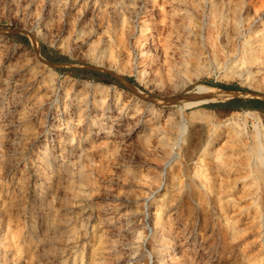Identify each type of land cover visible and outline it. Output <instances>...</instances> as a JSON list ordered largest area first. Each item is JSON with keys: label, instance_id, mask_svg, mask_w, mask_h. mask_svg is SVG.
I'll use <instances>...</instances> for the list:
<instances>
[{"label": "rangeland", "instance_id": "1", "mask_svg": "<svg viewBox=\"0 0 264 264\" xmlns=\"http://www.w3.org/2000/svg\"><path fill=\"white\" fill-rule=\"evenodd\" d=\"M52 1L0 0V84L1 78L11 76L8 73L11 71L17 72L12 73L13 83L26 81L28 72L25 67L38 68L41 80L45 81L41 82L42 87L39 88H42V103L29 102L33 100L28 101L29 96L23 97L25 102H21L22 99L17 96L19 91L27 95L31 90L29 87L20 89L14 96L11 92L7 93L9 96L0 94V264H264V252L263 259L258 253L259 243L264 241V223L259 235V228L243 213L246 210L227 208L226 213L229 211L231 217L236 219L230 231L229 221L225 222L220 215L213 196L220 183L215 155L222 151L221 156L228 157L232 162L228 164L233 170L230 174L238 173L240 169L235 162L237 155L233 147L243 148L253 142L256 127H264V106L222 108L207 105L233 96L240 97L244 104L257 100V97L249 95H264V73L252 66V74L244 78L245 75L239 74L237 67H226L225 63L230 58L220 51L216 56L206 50L198 57L193 56L190 49L197 45L198 39L191 31L188 46L178 45L170 53L171 64L160 58L147 63V72L143 74V79H138L131 70L134 59L128 58V52L120 50L117 43L104 45L100 42L97 51L90 54L86 45L72 40L71 30L83 25L87 27L95 21L98 0ZM248 1L251 7L248 8L249 14L264 15V0ZM158 3L159 0H110L108 18H113L108 22L117 18L119 23L123 17L131 15L135 19V29L142 16L145 18L158 12ZM66 26H70V29ZM155 33L154 30V38ZM97 37L98 34H95L91 39ZM184 48L189 49L186 62H183L181 55ZM22 49L28 54L20 56L19 50ZM134 54L139 60L135 49ZM58 58L64 60H56ZM100 59L104 64L99 62ZM109 62L111 66L106 65ZM140 64L136 70L141 68ZM114 75L119 76L121 81ZM71 77L90 84L107 85L114 93L122 91L124 94L118 101L115 98L110 101L114 108L105 111L99 118L101 123L92 126L90 131L85 128L75 130L71 120H66L68 114L55 105L56 101L49 107L55 116L49 117L50 120L44 114L49 103L46 104V99L50 96L47 88L49 82L46 81L56 78L67 83ZM208 81L236 83L243 89L217 90L220 96L213 97L212 100H218L214 102L201 101L189 105L185 104L187 101L184 99L171 100L179 94L193 93L197 83L212 86ZM64 90L61 89L59 93ZM142 96L157 108L156 115L150 111L146 115L134 111L135 106L139 105L135 101ZM26 109H30V112ZM40 109L45 111L41 112ZM169 109L172 113L167 112ZM194 111L204 115L193 116ZM94 112L97 111L89 110L88 117ZM114 114L119 118H115L117 123L109 127ZM63 120H66V124ZM223 122L228 123L223 124L222 127L226 128L223 133L240 128L244 134L243 140L234 134L230 137L234 142L229 140L231 146L227 144L222 150L219 148L222 139L218 138L209 143L208 151H205L209 138L206 137L215 125ZM179 123L184 124L190 133L187 140H180L178 133L182 125ZM54 125H60V130L55 129ZM128 127V140L116 142V131ZM45 128L58 134L52 140L47 139L50 142L48 153L43 148ZM59 135L63 141H58ZM174 149L178 154L171 163H167ZM53 155L55 164L51 161ZM243 171L239 174H243ZM204 174L209 178V184L213 183L212 190L206 189ZM154 204L160 209L156 216ZM155 218L159 221L157 226L153 225ZM161 222L171 228H160ZM250 222L255 228L249 226ZM260 236L262 240H259Z\"/></svg>", "mask_w": 264, "mask_h": 264}, {"label": "bare ground", "instance_id": "2", "mask_svg": "<svg viewBox=\"0 0 264 264\" xmlns=\"http://www.w3.org/2000/svg\"><path fill=\"white\" fill-rule=\"evenodd\" d=\"M55 1L56 0H53L52 2L55 3ZM152 1H154V0H152ZM47 2L49 3V1H47ZM109 2H110V0H98L99 9H98L97 15L95 17V21L93 20V22L90 23L89 26H87V27H85L83 25L81 28H79L77 30H71L70 31L71 32L70 33L71 38L74 41L78 40L80 45L81 44L86 45L87 46L86 50L90 54H94L95 51H97L98 44L100 42H101V44H104V45H112L114 43H117V46L119 47L120 50L128 52V58L134 59V62H132V64H131V70L135 73V75L138 79H143V77H142L143 74L145 72H147L146 68H145V64H147V63H152L153 61H157L160 58V59H163L164 61L166 60L168 65L171 64V61L169 58L170 53L172 51H174L178 47V45L179 46L182 45L185 47L188 46L189 42L187 39H188V34H190L191 31L195 32L197 39H198L197 45L194 48L190 49V53L193 56L198 57L205 50L207 52L211 53L213 56H216L218 54V52L220 51L223 54H228V56L230 58V60L228 62H226V60H224V62H226L225 63L226 67H229V68H231L232 66L237 67L239 74L245 75L244 78L246 76L252 74L250 71V67H252V66H255L256 68L255 67L254 68L258 72L264 73V15L249 14L248 8L250 7V2L248 0H159V3H158L159 7L157 8L158 12L151 15V16L146 15L145 18H144V16H142L141 19L138 20L136 23V28H135L136 30L133 28V26H134L133 22H135V19L130 17L131 15H129L127 17H123L119 23H118L117 18L112 19L111 23L108 22L110 18H113V17L108 18L110 16L109 10H108V3ZM48 3H46V4L48 5ZM71 4H73V3H71ZM58 5H59V3H58ZM66 5H67V3H66ZM147 6H150V5H147ZM51 7H53V6H51ZM80 7H81V5H80ZM83 7H84V5H83ZM86 8H88V7H86ZM89 8H92V7L90 6ZM140 8H141V6H140ZM57 9H59V8H56V10ZM67 9H70V8H67ZM93 10L95 11V9H93ZM70 11H72V10H70ZM77 11H80V9ZM87 11L85 13H87ZM73 12H72V14H73ZM64 15H65V13H64ZM81 15H83V14L81 13ZM65 17H66V15H65ZM68 17H70V16L68 15ZM62 20H64V18ZM60 22H61V20H60ZM70 24L71 23H69V25ZM68 27L70 29V26H68ZM154 30L156 31L155 38L152 35V32ZM95 34L96 35L98 34V37L96 39H91V37H93ZM4 41H5V39H4ZM151 41H153V42H151ZM177 41H179V43H177ZM1 42L2 41H0V45H2ZM5 43L7 44V42H5ZM10 44L8 42V45H10ZM4 46H5V44H4ZM7 48H8V46H7ZM10 48H12V45H10ZM134 49L137 51V56H139L137 58H139V60H136V56L134 54ZM188 50H189L188 48L182 49L181 55L183 57L182 58L183 62L188 61V58L186 57V53L189 54ZM19 51H20L19 52L20 56H24V55L28 54L27 51H25L23 49L19 50ZM76 51H77V48H76ZM6 52L4 51L3 53H6ZM0 53H2V51ZM31 54H34V53H31ZM4 58H1V60ZM31 58L32 57H30V59ZM95 58H93V59H95ZM31 61H32V59H31ZM102 61L103 60L100 59L99 62L102 63ZM139 63H141L140 64L141 68L136 70V68H137L136 66ZM230 63H231V65L228 66V64H230ZM102 64H104V63H102ZM28 65H29V63H28ZM106 65L111 66L112 64L109 62ZM16 69L17 68L15 67L14 70H16ZM21 69H23V68H21ZM24 69L26 70V72H28V76L26 78V81L23 80L24 82L15 81V83H13L12 82L13 80L11 79L12 75L17 73V72H13V71L8 72V73H11V76H9L8 78H5V77H3V79L1 78L2 82L0 84V94L8 95L7 93L11 92V94L14 96V95L18 94L17 91H19L20 89H23L24 87H29V88H31V90L29 89L30 92L28 91L29 93L27 95H25V93H23L22 91H19L20 94H18L17 96L21 99L25 96L26 97L29 96V98H27L28 101L33 99L32 101H29V102L39 101V103H42L43 98H42L41 94H43V93L41 92L42 88L41 89H39V88L42 87V86H40L41 82L45 83V81L41 80V78H40V73H39L40 70L36 67L35 68L34 67H25ZM21 71H23V70H21ZM3 73H5V72H3ZM6 74H7V69H6ZM43 75L45 76V74H43ZM5 76H7V75H5ZM17 78H15V79H17ZM46 82H49L47 88L50 91V96L48 97V99H46L47 100L46 104H47V102H49V103L47 106L48 110L44 114L46 115V117L48 116V118L55 116L54 112L52 111V109H49V107H52L53 106L52 102L56 101L55 105L57 106V108L59 106L62 109V111H64L65 113L68 114L66 120H68V121L71 120V122H72L71 126L72 125L75 126V130H76V128H79V130L85 128L87 131H90V128H92V126L94 127L96 125H99L101 123V119H99L100 116L102 114H104L105 111H108V110L114 108V106H115V105L112 106L110 101H112V99H114V98L116 99V101H118L122 96H124V94L122 95V93H123L122 91H116L114 93V91L109 89V86H107V85H102V84L99 85L100 83L99 84H97V83H91L90 84L87 81L82 80L80 78L77 79V78L71 77L67 80V83L62 82L56 78H51L49 81H46ZM57 88H58V91H57ZM61 89H65V90L63 92L59 93V91ZM192 92L204 94V96H203V98L195 99L192 101H187V102H185V104H189V105L195 104V103L201 102V101L212 100L213 97L220 96L219 91L216 90V87L208 86V85H205L202 83L195 84ZM138 96H140V95H138ZM144 97L143 98L140 97L141 98L140 100H143L142 102L139 99H137L135 101V103L139 102V105L137 104L135 106L134 111H138V113L144 112L145 115H146L147 111H150L156 115L157 108L156 107L154 108V106L150 102H147L148 101V100H146L147 98L144 99ZM22 101L25 102V100H23V99L21 100V102ZM44 101H45V99H44ZM12 102H14V100H12ZM9 104H10V102H9ZM117 104H118V102H117ZM23 105H21V106H23ZM2 106H3V104H2ZM118 106H116V107L118 108ZM9 107L10 106H8V108ZM22 110H23V108H22ZM29 110H27V111L30 112ZM40 110H41V112H42V110L45 111L44 109H40ZM89 110L90 111H97V112H99V115H97V112H94L91 114V116L88 117ZM119 110H121V108ZM17 112H19V111H17ZM167 112L172 113V111L170 109ZM247 112L251 113L249 110ZM19 113H21V112H19ZM19 113H17V114H19ZM117 114H119V113H117ZM117 114L116 115L114 114L115 116L113 117V120L111 121V123H109V125H108L109 127L113 126L112 125L113 123H117V121H115V118H119V116ZM29 115H30V113H29ZM192 115L197 116V117H202L204 114H202L199 111H194L192 113ZM43 117H41V118H43ZM123 117H121V118H123ZM13 118H15V117H13ZM29 118H30V116H29ZM60 118H62V117H60ZM136 118H134V119H136ZM66 120H63L65 122V124H66ZM34 121H36V120H34ZM45 121H47V120L45 119ZM232 121H233L232 123L234 124L235 121L234 120H232ZM178 122H180V119ZM130 123H132V122H130ZM40 124L41 123H39L38 125L40 126ZM223 124H228V123L223 122L222 124L215 125V127L213 128L214 130L211 131L209 136L206 137V138H208V137L209 138L206 140L207 146L204 147L205 151H208L209 143L213 142L216 139L218 140V138L222 139L219 148L223 150L226 146L230 145V144H228L229 143L228 141L230 140V137L232 135L235 134V136L238 137L239 140L242 138V135H244L243 131L240 128L239 129L233 128V131L226 130L225 133H223L224 130L226 129L225 127L224 128L222 127ZM102 125H103V123H102ZM141 125L143 126V122ZM181 125L182 124H180V126ZM183 125H182V130H180L181 132L178 133V134H180V140L181 141L182 140L184 141V140H187L188 138H190V133L188 132V130L186 131L185 126H183ZM54 127H55V129L61 128L60 125H59V127L54 125ZM238 127H240V126H238ZM100 129H101V127H100ZM37 130H39V132H40L39 128ZM84 131L85 130H83V132ZM137 131H142V130H137ZM41 134H40V136H41ZM55 134H57V133L54 130H49V128H45V130L43 131V137H44L43 148H44L45 153L50 152L48 149L50 142L48 143L47 139L52 140V139L56 138L54 136ZM129 134H130V130L128 127V128H123V129L117 130L116 135L114 137L117 138L116 142L122 143L123 141H125L128 138ZM143 134H145V133L143 132ZM253 136L255 137L253 142L250 144L248 143L247 147H243V148L240 146L239 147L238 146L233 147L234 148L233 152H235V154L237 155V158L235 159L236 165H237L238 169H240V171L244 170L243 174H239L240 171L238 170L239 171L238 173L231 175L230 173L231 172L233 173V170H231L232 166L228 165V164L229 163L232 164V162H230L228 160V157L223 158V156H221V153H223L222 151L220 154L217 153L215 155V157L217 158V161H218L219 171L218 170L217 171L220 174V183H219V186H217V188H216L215 195H213V196H215L214 197L215 198V205H216V208H218V210L220 211V213H221L220 215L222 216V218L224 219L225 222L229 221L230 231L233 230L234 223H235L236 219L234 217H231V214L228 213L229 211L226 213V209L227 208H234V209L238 208L241 211L246 210L243 213H246V217L250 221H252V223L254 222L255 225L251 224V222H250V225L248 223L247 224L249 226L252 225L253 228H255L257 226V228H259L258 234L261 235L262 230H263V223H264V127L263 126L256 127V129L253 133ZM60 138L61 137L59 135V139L57 138L58 141H61V140L63 141V139L62 138L60 139ZM73 138H74V134L71 135V140ZM87 139H88V137H87ZM234 140H236V139H234ZM242 140H243V138H242ZM232 141L230 140V142H232ZM235 143H237L239 145V143L237 141ZM58 146L60 147V145H58ZM65 147H66V145H65ZM212 149H214V148H212ZM52 150H54V149H52ZM209 150H210V147H209ZM180 151H179V153H180ZM228 151H230V150H228ZM242 152H243V154H242ZM177 154H178V151H176L175 149H174V151L172 150L171 154H170L169 158L166 160V162L171 163L175 159ZM51 158H52L51 161L55 160L54 155L51 156ZM202 158L204 159V157H202ZM205 160H206V158H205ZM45 161H47V160H45ZM55 163L56 162H54V164ZM64 164H65V162H64ZM40 166H42V165H40ZM208 167H209V165H208ZM200 178H201V176H200ZM204 178L206 179V183H205L206 189L212 190L211 186L213 185V183H212V185L209 184V182L207 181V180H209V178L207 177L206 174H204ZM216 179H218V177ZM228 179H229V181H228ZM216 183H218V182H216ZM211 197H212V195H211ZM211 204L213 206V203H211ZM159 210H160L159 207L155 205V207H154L155 216L157 215ZM235 210H237V209H235ZM41 213H43V212H41ZM236 216H238V215H236ZM169 219H167V220H169ZM158 222L159 221H157V219L155 218V220L153 221V225L155 224V226H157ZM172 223H173V221H172ZM168 226H169L168 224H164V223L162 224V222H161L160 228H166ZM169 228H171V226H169ZM250 229H252V228H250ZM119 230L121 231V229H119ZM250 232H251V230H250ZM161 234H163V233H161ZM100 235H101V233H100ZM252 235H253V233H252ZM255 236H256V234H255ZM246 238H247V236H246ZM259 240H262L261 236H260ZM1 242H3V241H1ZM14 244H15V241L13 240L12 245H14ZM105 244H107L106 241H105ZM117 244H119V243H117ZM247 244H248V242H247ZM259 245H260L259 246L260 251L258 253L261 254V259H263L262 253L264 252L263 251L264 250V241L260 242ZM98 246H100V245H98ZM246 248H248V247H246ZM249 248H250V246H249ZM245 250H247V249H245ZM256 251H257V249H256ZM4 256H5V254H4ZM159 256H161V255H159Z\"/></svg>", "mask_w": 264, "mask_h": 264}, {"label": "trees", "instance_id": "3", "mask_svg": "<svg viewBox=\"0 0 264 264\" xmlns=\"http://www.w3.org/2000/svg\"><path fill=\"white\" fill-rule=\"evenodd\" d=\"M56 60H64L63 58H58ZM207 83L215 86H219L222 88H227L231 90H241L243 89L241 86H239L236 83H222V82H212L208 81ZM241 98L237 96L230 97L228 99H225L224 101L217 102V103H209L207 104L208 106L214 107V106H219L222 108H240L242 106H249V107H257L261 108L264 106V99L262 98H257V100L249 102L248 104H244L241 102Z\"/></svg>", "mask_w": 264, "mask_h": 264}, {"label": "water", "instance_id": "4", "mask_svg": "<svg viewBox=\"0 0 264 264\" xmlns=\"http://www.w3.org/2000/svg\"><path fill=\"white\" fill-rule=\"evenodd\" d=\"M89 68H92V67H89ZM118 80L121 81V78L119 76H116L114 75ZM212 87H216V90H222V91H239V90H231V89H227V88H222V87H219V86H215V85H212ZM204 94H200V93H190V94H187V95H184V94H179L173 98H171V100H186V101H192V100H195V99H199V98H203ZM249 97H257V98H262L264 99V95L262 94H254V93H251L249 95ZM227 99V98H225ZM225 99H222V100H219V101H224ZM210 102H214V101H218V100H208ZM208 101H204V102H208Z\"/></svg>", "mask_w": 264, "mask_h": 264}]
</instances>
